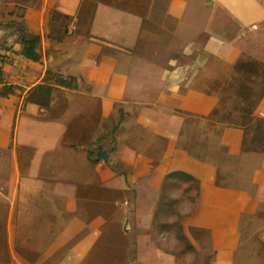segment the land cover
<instances>
[{"label":"crops","instance_id":"0c3cea01","mask_svg":"<svg viewBox=\"0 0 264 264\" xmlns=\"http://www.w3.org/2000/svg\"><path fill=\"white\" fill-rule=\"evenodd\" d=\"M38 1L0 0V45L6 43L14 50L8 53L9 63L0 78V140L9 137L12 143L15 138L10 161H15L16 168L20 163V172L10 181L15 183L13 191L0 186V264H127V257L123 259L127 251L109 246L111 233L128 234L136 241L135 257L129 264H163L165 260L172 264H220L215 261V243L221 244L227 254L225 264H264V0H221L215 7L208 1L207 5L215 9L207 21L205 41L198 31L200 21L184 23L197 31L187 38L190 42H183L175 30L156 31L154 13L147 18L136 14L146 20L137 26L136 37L128 39L142 46L149 36V44L125 57L122 66L117 55L103 58L95 84L98 88L108 86L107 93L90 84L81 88L85 81L82 71L75 89L51 84L56 90L50 96V107L32 103L25 109L28 93L42 83L48 69L54 76L63 75L57 58L71 59L74 45L91 43L102 50H125L114 33L120 28L116 12L123 10L115 7L113 0H41L36 4ZM15 8H21V12L18 14ZM158 10L163 22L181 23V15L171 11L170 0H162ZM54 13L67 17V24L57 25ZM106 22H110V32ZM131 22L129 17L126 23ZM22 28L42 37L36 49L39 63L27 62L19 55L23 46L17 31ZM61 28L80 31L73 39L52 35L50 30ZM97 30L100 34L94 40L92 35ZM177 37L179 47L174 44ZM70 43L72 48L67 46ZM207 66L212 72H201ZM194 78L198 79L191 86L189 79ZM176 89L183 95L178 104L173 100ZM109 92H118V96L112 94L111 100H106ZM108 101L117 106L111 116L105 107ZM125 105L138 109L133 115H146L143 120L163 133L162 137L155 136L165 142L164 152L161 154L162 146L149 149L156 158L151 166L154 170L158 166L164 170L175 156V168L211 185L214 178L207 175H215L217 164L242 153L250 161L255 177L244 187L230 190L223 207L214 203L212 212L221 210L217 218L197 211L202 191L194 210L179 216L197 253L210 255L207 262L189 260V256L193 258L189 253L178 256L164 251L155 245L151 229L144 236L148 244L142 245V230L131 226L130 231H124L129 214L124 222L122 217L119 222L116 218L109 226L111 204L120 195L129 166L136 163L132 159L140 157L135 150H121L115 133L107 127L115 124L119 128L131 117ZM190 120H194L190 123L192 130L198 127L216 133L210 142L195 133L188 149L183 143L176 154L172 143L179 146L180 131ZM197 120L200 126L195 125ZM109 139L108 159L112 154L118 156V170L112 171L111 179L107 178L105 160L89 158L90 151L99 154L101 148L105 153L102 142ZM124 151L132 154L124 157ZM135 173L137 165L132 167ZM251 187L262 193H248ZM145 189L149 190L147 183ZM153 192L149 191L152 196ZM132 202L137 220L140 202ZM120 205L127 207L129 203ZM149 216L147 219L154 221L155 214ZM191 218L195 225L185 221ZM77 237L82 238L78 247L74 243Z\"/></svg>","mask_w":264,"mask_h":264},{"label":"rangeland","instance_id":"374dc122","mask_svg":"<svg viewBox=\"0 0 264 264\" xmlns=\"http://www.w3.org/2000/svg\"><path fill=\"white\" fill-rule=\"evenodd\" d=\"M40 1L41 0H39L36 4H38ZM113 1L115 3V7L123 10L122 12L121 11L116 12L117 17L119 18L120 28L114 31V33L116 34V38L119 41H121V43L124 45L125 50L121 51V50H116L114 48H108L106 50H102V47L99 45L85 43V44H80L79 46L74 45V48L72 50L73 56L71 59L67 60L62 57L57 58V63L60 65L61 67L60 69L63 71V73L60 74H63L65 76L67 75L76 76L77 84H78L77 75L82 71L85 73V81H83L84 86L82 85L83 87L81 88H84L86 86L85 84H90L93 85L95 89L103 93L108 92L109 90L108 86L104 85L98 88V85L95 84L96 74L99 75V71L97 73L98 65L99 66L102 65V62L104 61L103 58L117 55L119 58V66H122L125 63V57L143 48L146 43L149 44L146 41L147 39H149V36L144 38L145 42H143L142 46L138 45V41L129 40L128 38L129 36L136 37L137 26L139 25L141 26L142 21L146 20V18L153 13L155 19L154 26L156 31L162 30L165 32H170L172 30H175L176 34L180 37V39L183 42H190L187 38H191L192 37L191 34L197 31L196 29L191 30L187 28L186 26H184V23L188 24L191 21H200V28L198 29V31L200 33H203L202 40L205 41L208 32L207 21L211 17L212 11L215 9L214 7L218 4V1L221 0H170L171 11L178 13L182 17L181 23L177 25L173 23L163 22L162 14L158 10L159 3L162 0H118L119 2L116 0ZM208 1L214 5L213 8L211 7L210 4L207 5ZM14 10L17 11L18 14L21 12V8H15ZM128 13L132 15H129ZM136 14L145 15L146 18L145 19L138 18L135 16ZM54 15L57 25L67 24L65 23L67 22V17L61 18L55 13ZM129 17L132 18V22L130 24H127L126 22ZM148 24L150 23L148 22ZM106 25H107V29H106L107 32H110V29L108 28L110 27V22H106ZM62 29L63 28L59 29L58 32L61 35V38H65V39L76 38L80 31L79 29L77 31L75 29H69V30L67 29L68 34L63 35L61 32ZM50 31L53 36H58L56 31L54 30H50ZM99 34H100L99 30L95 31L92 35V38L96 40L95 36ZM174 44L176 47L180 46V40L178 39V37L175 39ZM1 45L7 46L6 43ZM67 46L72 48L71 43ZM61 49H62L61 51L64 50V48ZM80 64L83 66L82 67L83 69L80 67ZM208 67L209 66H207V68L202 70L201 72L211 73L212 71H210ZM124 68L125 66L123 67V69ZM126 74L127 73H125V75ZM205 74L203 75L204 78H205ZM197 79L198 78H194L191 81L189 79V83L191 84V86H193L196 83ZM215 89H217V87H215ZM177 91H179V89H176L175 92ZM112 94H114V96L116 97L118 96V92H109L105 99L111 100L110 96ZM122 95L120 94L119 97L121 98ZM181 97H183L182 92H177L174 94L173 100L175 101L176 104H178V101L180 100ZM122 99L123 98H121V100ZM105 107L107 108L108 116H111L117 110V106L114 101L106 102ZM124 107L127 111H129V113L132 114L131 117L126 119L119 128L116 127L115 124H111L110 126L108 125L107 127L111 130L112 133H115V137H116L115 140L117 141L116 144L121 150H127V149L135 150L137 151V156L140 155V157L139 159H132L135 160L136 163H133L129 166V171L128 173H126L127 175L124 176V186L118 191L120 195H117L114 202L111 204L112 215L109 220V226L115 222L116 218L118 219L119 222L120 218L122 217V220L124 222L126 215L129 214L130 216L129 221H131V223L128 224V228L134 226L135 228L142 230L143 236L141 237L142 242H140L142 245L148 244V238L144 236H148L149 229H151L155 233V237H154L155 245L159 246L160 248H163L164 251L167 252H170L172 249L174 251H178L180 248H183V245L178 241L177 238L178 227L175 226L173 229L165 230L159 224L173 225L175 222H177L180 214L187 215L190 212H192L194 208L197 206L196 204V202L198 201L197 195L199 194L200 191H202L200 192L199 195L201 200L199 202L198 207L196 208L197 211L199 212V210H201V212L203 211L204 214L210 213L211 215L218 217L220 215L221 210H219L216 213L212 212V210L214 209V203L219 207H223L222 202L224 199L226 200L228 198L230 190H234L233 188L235 187L238 188L244 187L245 184L252 177H255V174L252 172L250 168L251 163L250 161L247 160L245 154L242 153L239 155H235L227 159L226 161H223L222 163L217 164L215 166V175L213 176L211 173L207 175V177L211 179L214 178V182H211V185H208L207 183L198 180L195 175L189 173L198 180L197 181L199 182L198 188L197 189L195 188L197 184H195L193 180H189L187 182L183 180L176 181V186L172 187L168 191L169 197L177 202V204L175 205L176 211L173 212L167 210L162 214H160L157 220L154 219V221L151 219H147L146 216L150 214L149 217H151V213L152 216H154L158 203L162 201L161 199H163L161 193L165 185V180L168 175L167 173L180 171V170L175 168L176 165H172L174 163H178V161H175L174 159L175 156L170 161L169 164L170 166L164 168V170H162V167L160 166L156 168L158 170L156 169L154 170L153 167L151 168L156 158H154L151 155L149 149L162 146L161 154L164 152L166 148L165 142H162L159 137L155 136V135H160L162 137L163 133L157 131L156 126H154L153 124L147 123L143 120V118L146 117V115H142V114H139L138 116L133 115L135 112H138L137 111L138 109H133L131 106L128 105H125ZM159 107L164 108L163 105H159ZM247 111L248 109L246 110V113ZM192 122H194V120H190L189 123L186 122V126H184L180 131V139L178 141L179 146H177L172 141L173 142L172 147L173 149L176 150V154L178 153V147L180 148L183 143H184V148L188 149V147L191 144L190 140L193 138V135L195 133H199L200 136L207 137L209 142L211 141V138H213L214 133H216L214 131L204 130L201 127H200L201 129L196 127L197 130L196 129L192 130L193 126L190 125V123ZM195 125L200 126V121L199 120L195 121ZM64 126L67 129L71 127V125H64ZM1 134L2 133H0V135ZM8 138L9 137H6L4 142L0 140V150H3L0 151V186L3 187L4 191L11 192L14 189L15 183H12L10 181H12L14 177L17 176L18 173L20 172V163H18V166L16 168L14 166L15 161L14 160L10 161L11 159H13L14 156L13 153H11V151L13 149L12 146L14 145L16 140L15 138H13L11 143V139ZM21 138H23V136H21ZM167 142L168 145L171 144V141H167ZM9 143H11V145L9 147H6ZM110 143H111L110 139L107 140L106 142L104 141L102 142V144L105 145L104 146L105 154H107L106 151L109 150ZM212 146L216 147L215 145ZM6 154L9 155L6 158L3 157ZM130 154H132L130 151H124L123 155L124 157H127ZM108 158L105 160V162L108 161V163L107 162L104 163L108 166L107 178L109 179L110 177L111 179V176H113L112 171L113 173H115V171L118 170V163H117L118 156L112 154V157L110 159ZM156 162L158 163V161ZM134 165H137L138 173L132 174V167ZM146 183L149 188L148 191L147 189H145ZM129 186H131L133 189L131 187L129 188ZM149 191H154L153 192L154 196H152L149 193ZM247 192L262 193V191L259 188L254 189L252 187L250 189H247ZM111 193H112L111 189H109L110 196ZM132 200H136L140 202V204L137 206L136 217L139 218L137 220H135L134 218L133 208L131 207V203H133ZM122 203L123 204L129 203V205L127 207H124L120 205ZM185 221L195 225L194 218ZM1 230H2V226H0V231ZM111 235H112L111 236L112 241L108 243L109 246L113 250L122 248L123 250L127 251V253H124L123 259L127 257L126 262L127 264H129L130 259H134L135 257L137 247L134 245L136 244V241L133 239V237H131V235L128 234L119 236L111 233ZM81 240L82 238L80 237L75 238L74 243L77 247L81 245ZM63 243L64 241L63 239H61V244ZM214 246L215 249L217 250V254H214L216 257L215 261L220 264H225V262L227 261V254L223 252L222 245L215 243ZM140 257L141 259L142 258L144 259L143 254H141ZM191 259L192 256H189V260ZM185 261H187V257L185 258ZM163 264H172V262L165 260Z\"/></svg>","mask_w":264,"mask_h":264},{"label":"trees","instance_id":"16d2710c","mask_svg":"<svg viewBox=\"0 0 264 264\" xmlns=\"http://www.w3.org/2000/svg\"><path fill=\"white\" fill-rule=\"evenodd\" d=\"M59 30V29H58ZM63 35H67V28H63L61 30ZM17 34L19 36V40L22 43V51L19 52V55L26 60L27 62H32V63H39L41 61V57L39 53L37 52V45L41 42L42 37L40 34H35L31 32L27 28H22L17 31ZM57 34L59 32L57 31ZM1 51H3V55L1 54ZM13 47L12 46H6V45H0V78H3L4 76V67L6 64L9 63L8 60V53L13 52ZM53 85H58V86H63L67 88H73L75 89L78 84H77V78L74 76H63V75H57L54 76L52 75V72L50 69L46 71V75L42 81V83L38 84L35 86L29 93L28 96L25 100V109L29 104H34L36 107H50L51 103V95L53 94V90H56L51 86ZM35 108V107H34ZM123 120V116L121 117V120ZM118 127V126H116ZM112 134V132L110 131ZM110 135V134H109ZM92 157L97 158L98 157V152L96 153L90 151L89 152V158L92 160ZM108 162V161H106ZM167 178L165 180V185L162 189L161 196L163 199L160 201L156 207V213H155V219H158V216L162 214L163 212L170 210L175 212V205L177 202L169 197L168 191L176 186V181L178 180H183V181H189L193 180L195 183L197 182V179L192 176L189 173L183 172V171H175L171 173H167ZM161 227L165 230L167 229H173L175 226L178 227L177 229V238L178 241L183 245V248H180L178 251L171 250L170 253L174 255H182L184 253H189L193 255L192 260L194 262L197 261H204L207 262V260L210 259V255L206 253H202L201 251L197 253V250L193 243L190 241V239L187 237V235L184 233V227L181 223V221L178 220L175 222L173 225L170 224H159ZM193 234V233H192ZM196 239V238H195ZM202 247V246H201Z\"/></svg>","mask_w":264,"mask_h":264},{"label":"water","instance_id":"95a60500","mask_svg":"<svg viewBox=\"0 0 264 264\" xmlns=\"http://www.w3.org/2000/svg\"><path fill=\"white\" fill-rule=\"evenodd\" d=\"M108 158V155L107 154H105L104 152H103V150L100 148L99 149V154H98V160H106ZM128 224H129V218H126V220H125V224H124V231L125 232H128Z\"/></svg>","mask_w":264,"mask_h":264},{"label":"built area","instance_id":"2783aa9c","mask_svg":"<svg viewBox=\"0 0 264 264\" xmlns=\"http://www.w3.org/2000/svg\"><path fill=\"white\" fill-rule=\"evenodd\" d=\"M127 204V203H126Z\"/></svg>","mask_w":264,"mask_h":264}]
</instances>
